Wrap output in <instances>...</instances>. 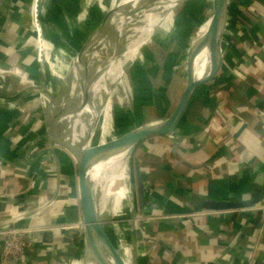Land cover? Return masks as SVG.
<instances>
[{"label":"crops","instance_id":"1","mask_svg":"<svg viewBox=\"0 0 264 264\" xmlns=\"http://www.w3.org/2000/svg\"><path fill=\"white\" fill-rule=\"evenodd\" d=\"M184 1L170 9L157 28L163 24L172 30V12ZM29 3L30 0H0V222L43 204L50 181L44 182L34 173L42 168L44 157L52 158L57 164L53 153H39L40 146L48 139L37 117L44 101L39 93L28 90L33 85L48 86L50 82L49 65L47 61L40 62L39 33L34 23L33 4L30 11ZM43 28L46 38L56 45L60 46L61 37L73 40L72 32L55 22L43 21ZM156 36L157 29L151 39L156 40ZM222 43L227 46L223 68L215 80L195 89L183 128L194 133V127L202 129L210 120L220 126L208 138L186 139L176 151L173 140L159 136L157 139L161 142L150 138L138 149L142 154L139 163L144 182L150 189L146 203L151 201L172 214L164 216L155 209V214L144 219L147 216L137 206V228L128 237L136 264H264V210L198 208L199 202L206 198L225 197L224 189L232 184L246 183L241 194L245 199L260 187L264 199V0H229ZM67 54L75 55L76 49H68ZM172 65L165 62L168 66L165 69ZM209 70L210 65L206 75ZM182 76L178 75L177 84L165 80L166 88L171 91L168 97L160 96L166 92L165 87L158 88L159 94H154V86L149 85L145 92L149 98L141 107L149 105L160 110L164 105L162 110L171 111L184 89L186 76ZM135 97L131 109L142 113ZM232 106L238 107L234 115L230 112ZM218 107L225 112L226 121L216 115ZM66 156L63 160L59 157V163L65 165L67 160L68 169L75 167L76 170V175L72 170L68 172L72 175L68 179L70 196L54 200L52 219L45 216L43 208L33 218L16 222V225L54 231V239L38 242L26 254L24 264H65L75 254L81 229L51 226L77 223L82 217L77 166ZM13 168L18 169L15 175H12ZM54 182L51 197L56 199L61 196L62 187L56 193V178ZM12 199L17 202H10ZM61 215H65V222ZM33 236L41 240L44 235L36 231Z\"/></svg>","mask_w":264,"mask_h":264},{"label":"rangeland","instance_id":"2","mask_svg":"<svg viewBox=\"0 0 264 264\" xmlns=\"http://www.w3.org/2000/svg\"><path fill=\"white\" fill-rule=\"evenodd\" d=\"M33 1L34 0H30L29 3L30 11H32ZM119 1L120 0H40L39 9L41 11L40 17L42 19V22L43 21L46 23L55 22L60 27H64V30L72 32L70 34H72L73 36V40H66V39L63 40V45H67L68 47H63V49L65 50V54L63 57H61L60 60L63 67L66 68L64 75H66L67 78L62 79L61 82L59 83L58 82L56 83V80L53 81V83L56 84L53 86L55 90L52 94L53 95L52 98L55 101L57 100V102H60V100L64 96H68L71 91V85L69 84L73 82V75L71 71L68 69V65L72 63V59H71L72 57L71 55L69 56L68 54H66L68 52V49L69 50L76 49V55L78 54L81 55V52L83 49L85 50L86 47L85 45L88 41V40L86 41V38H88L91 34H94V32L97 29H99L107 12L111 9V7H114L116 3ZM47 11L49 17L47 16ZM211 11H212V0H188L184 4L178 5L172 12V17L174 20V26L172 30L169 31V26L161 24L157 28L156 40L154 38L151 39L154 35L152 34L147 41L141 42V38H140L141 36L139 34V31L137 32L138 27L135 26L134 28H132L131 38H130L131 42H129V45L127 47L129 48L127 49L128 52L127 60L125 61L126 63H124L123 68L120 69L121 71L118 77L121 79L118 78L114 79L113 78L114 75H111L112 76L111 79L109 78V84H110L109 92H108L109 88L106 85L103 84L100 85V89L106 90L108 92L105 95L106 97L105 101L106 100L107 101L103 106L105 110L109 105L111 106L110 119L113 128L112 129L113 135L127 131L136 123L143 122L144 120L157 118L162 115L167 116L171 112V111L162 110L164 109V105H162V108L160 110L156 109L155 107H151L149 105H147L146 107H141L144 101L149 98V94L145 92L148 90L149 85L154 86L153 88L154 94L155 93L159 94L158 88L165 87L166 92H161L160 96H162L163 98L168 97L171 94L170 89L166 88L167 87L166 84L169 82V79L171 80V82L174 81L173 83L177 84L176 82L178 81L177 80L178 75L182 74L183 78L186 76V57L189 50V46L191 45L193 38L195 37L198 29L210 17ZM30 15L32 16V13H30ZM155 18H156L155 15H148V18L146 17L145 21L151 22L152 20L154 21ZM55 47L58 48L57 52L60 51V49H62L60 48L59 45H55ZM96 54H99V52ZM165 62H169L171 64L173 63L172 68L169 67L165 69V67H168L165 66ZM91 70H92V60L88 67L87 82L89 83L90 94L86 108L85 123L83 124L85 131L84 136H86L87 134L88 115H89V111L92 109V101L94 99L95 92L99 85V80L96 81L94 80L93 73L91 74ZM165 80H167L168 82H166ZM67 82L68 85L66 84ZM50 83H52V80H50L48 84L50 85ZM93 85L96 86V89L92 88ZM168 86L169 88H171V85L168 84ZM154 94H152L153 97ZM132 95L136 96L134 100L139 101L137 104L140 105L143 114L138 113L137 109H135V111L131 109V107H134V105H132L134 104L132 103V99H133ZM180 96L181 95L178 96L177 98L178 100ZM43 101L45 103V108L41 109L37 117L42 121L43 125L41 128H43L44 132H46V123L50 120L49 117H51L50 111L52 107L45 100ZM106 123L107 122H104L101 125L100 133H103ZM62 125H60V130H62V127L65 128ZM81 128L82 125L78 133V138L79 135L81 134ZM107 137L108 136H106V138ZM150 138L151 139L155 138L154 140L155 142H161V140L159 141L157 139L158 136H150L144 139L135 146V150L133 151V154H131L129 160V166H130L129 168L131 171L130 186L132 189L133 205H135V209H137L138 206L137 205L138 197L136 192V164L139 163V157L142 156V154L138 151V149L143 147L146 144V142L149 141ZM166 138L171 139L169 137ZM85 139L86 138H84V141ZM101 139L102 138L100 137L98 132L97 138L94 141L97 142L100 141ZM46 149L56 150L57 154L59 155V157H61L62 160L64 158V155H67L66 157L69 159V161L72 159L74 160L70 150L66 149L64 146L60 145L59 143H55L51 141L50 139L46 140V144H44V146H40L39 153L41 155H43L44 153H48ZM41 160H43L42 168H39L40 170L38 172L35 171L34 174L38 175V177L40 176V178L44 182L50 181V183L48 184L49 191L43 196L44 200H50L52 199L51 196L53 195V188L56 185V182H54V180L55 178L58 177V173H56L57 166L52 162V158L50 157L48 158L44 157ZM74 163L76 164L75 160ZM68 168L69 167L67 160H65V165H62V163L60 164L59 175H60V187H62L61 188L62 190H61V196L57 197L55 201H57L58 198L60 199L63 196H70L71 190H70V182L68 179L70 178V176L72 177V175L70 173L68 174V172L72 170L71 173L76 175V170L75 167H71L72 169L71 168L68 169ZM16 171L18 172V169L13 168L12 175H15ZM28 171L29 169H27V172ZM123 182L124 181L122 179L114 178L115 184L114 185L111 184L112 186H110V188H113L112 189L113 191L114 189L117 190L118 186H121ZM75 200L78 202V198H75ZM55 201L46 205L45 207V216L51 219L53 218L52 208L54 206ZM111 207L112 206L109 205L108 210L106 212L107 217H109L110 219H112L113 216L111 214L112 213ZM31 213L38 215L40 212L38 213L34 211ZM33 214H30V216H32ZM60 217H62L63 220L62 222H65V218H66L65 215L64 216L61 215ZM141 234L144 235L143 232H141ZM112 236L114 239H116L115 235ZM129 246L131 249V253H133L132 246L131 245ZM72 260H73V256L70 259H68V261H66L65 264H72L73 262ZM130 260L132 259L130 258Z\"/></svg>","mask_w":264,"mask_h":264},{"label":"water","instance_id":"3","mask_svg":"<svg viewBox=\"0 0 264 264\" xmlns=\"http://www.w3.org/2000/svg\"><path fill=\"white\" fill-rule=\"evenodd\" d=\"M185 0L184 2H187ZM229 0H212V11L211 15L208 18L209 24L206 32L198 38L196 43L189 46V50L186 57V78L185 85L182 91L179 102L176 106L171 110V112L164 117H157L150 120H144L143 122H139L134 124L127 131L120 134H112V129L107 138L105 136L104 140H100L93 142L89 146H85V141L79 142L76 145L67 143L63 139L64 129L60 130V123L58 121L59 116L66 114L70 111H75L77 108L70 107V109H62L58 110L55 115L51 114L50 120L46 123V132L43 134L44 137L50 139L55 143H59L64 146L66 149L70 150L72 153V157L76 161L77 164V180H78V191H79V204H80V212L81 219H77L75 222H79L82 220V229L80 234V240L76 247L75 254L73 255L74 259H82L85 263H87V259H93L98 264H128L126 260L123 258L121 253L118 250V241L115 242L111 231L109 229L111 220L107 217L106 212H100L98 208V200L97 194L93 190V186L91 180L89 178V170L94 164V162L107 154H111L113 152L125 149V148H133L138 143L143 141L144 139L150 136H163L169 137L174 141L173 150L176 151L178 147H180L184 141L188 138L193 137H209L214 131L220 126L219 123H216L214 120H210L207 122L202 129H196L194 127V133H189L188 129H184L183 125L185 119L187 117L188 108L190 105L191 98L195 89L203 84L210 83L215 80L220 74L223 63H224V54L226 50V45L222 43L223 30L225 25L226 13L228 8ZM39 2L37 0V8H38V19L37 23L39 24L40 31L39 33V42L40 45V62L44 63L46 59L48 49L43 45V42L40 39H45L46 36L44 34L43 22L40 17V9ZM113 9L111 8L104 17V21H102L100 27L106 22L109 15L112 13ZM99 27V28H100ZM248 29V25L244 26ZM95 33V32H94ZM94 34H91L87 39V43L90 42L91 38ZM47 39V38H46ZM251 40L245 41L244 46H247ZM86 43V45H87ZM85 45V46H86ZM250 45V44H249ZM86 48V47H85ZM207 48L209 51V60H210V70L208 75L197 79L194 72V65L196 58L203 51V49ZM84 49L82 50V52ZM248 51V49H247ZM81 52V54H82ZM79 55V54H78ZM48 63V62H47ZM32 91H36L39 93L43 100L44 94H48L51 98V101L48 102L51 107L52 103L55 101L53 97V92L46 85L36 86L33 85L32 88L28 89ZM4 98V97H3ZM11 98V97H9ZM15 98V97H13ZM46 101V100H45ZM57 102V100L55 101ZM222 104L224 101H221ZM221 108V105H220ZM219 107L217 108L216 115L220 117L223 121H226L225 112ZM237 106H232L230 112L232 111L233 115L236 114ZM52 111V110H51ZM145 119V118H144ZM196 126V125H194ZM112 127V125H111ZM60 132V133H58ZM112 134V135H111ZM100 137L102 138V133L99 132ZM92 140V139H91ZM47 152L53 153L56 159L58 177L57 179V191L60 189V163L59 156L54 149H46ZM42 152V151H41ZM40 156V155H39ZM36 160V159H35ZM260 169V168H259ZM264 177V173L262 175ZM243 180H248L244 177ZM249 182V180H248ZM115 184V183H114ZM246 183L242 184H232L224 189L225 197L223 198H206L199 202L198 208L201 210L207 211H233L240 210L244 208H251L257 205L264 206V199L261 195L260 187H256L253 193L250 195L249 199L243 198L241 194L244 192ZM150 189L147 188V185L144 182L143 172L141 170V166L139 163L136 164V192L138 197V209L143 213L144 216H151L155 214V209L160 210V214L167 216L172 213L166 210V208H159V206L154 203H146V195L149 194ZM238 196H241L240 198ZM55 200V196L50 200H45L43 204L37 205L35 209L30 211H20L17 214L10 216L8 219L0 222V227L10 224H15L18 221H23L28 219L31 212H39L46 205L52 203ZM10 202H17L16 199L10 200ZM144 207V208H143ZM132 210L135 212V205L132 203ZM34 214L29 217V219L33 218ZM51 221V220H50ZM73 223V222H72ZM135 227L132 229V232H135ZM40 231L44 235L41 241L46 242L52 241L54 239V231L51 229H34V232ZM126 245H132L130 241L125 242ZM133 257V256H132ZM129 259L130 264H136V259ZM72 260V261H73Z\"/></svg>","mask_w":264,"mask_h":264},{"label":"bare ground","instance_id":"4","mask_svg":"<svg viewBox=\"0 0 264 264\" xmlns=\"http://www.w3.org/2000/svg\"><path fill=\"white\" fill-rule=\"evenodd\" d=\"M180 1L181 0H120L114 7H111L113 9L112 13L109 15L106 22L95 31L82 54H75L76 56L71 55L72 65H68V69L73 75V82L69 84L71 85V91L69 95L64 96L60 102L54 101L52 103V111H50L51 114L55 115L58 110L70 109V107H72L71 109L77 108L75 111H70L58 118V121L64 124L62 126L65 127L63 133L64 141L76 145L79 142H83L84 138H86L85 146H89L93 140L97 138L100 127L104 122L107 123L102 133V140L110 133L112 128L110 119L111 106L109 105L105 110L103 106L107 101H105V95L110 91L109 78L111 79V75H114V79L118 78L121 71L120 69H122L124 63H126L125 61L128 55L127 49H129L127 47L129 42H131L132 28L135 26L138 27L137 32L139 31L141 42L147 41L148 38L155 33L163 17ZM37 5V0H34L33 18L38 33L40 27L37 23ZM148 15H155V20L151 22L145 21ZM47 16L49 17L48 11ZM208 24L209 19L198 29L192 44L196 43L198 38L206 32ZM40 41H42L46 49L49 50L46 56L48 60L46 61L49 65L48 75L52 83H50V85L48 84V87L54 92L55 89L53 86L56 84H54L53 81L56 80V83H59L62 79L67 78V76L64 75L66 68L63 67L60 60L65 54V50L63 49V38L61 37L59 42L60 48L62 49L58 52V48L55 47L56 44L53 41L46 38L40 39ZM50 51H53V53L51 54ZM98 52L99 54H96ZM91 60V74L93 73L95 81L99 80V85L92 101V109L89 111L88 115L87 134L84 136L85 131L83 124L85 123L86 108L90 94L89 83L87 82L88 67ZM208 65H210L209 51L205 48L195 61L194 72L197 79L206 76ZM66 84L68 85V82ZM102 84L109 88L108 92L100 89V85ZM92 88L96 89V86L93 85ZM44 95L46 102H50V96L48 94ZM81 125V134L78 138ZM134 147L125 148L98 158L89 170V178L93 190L97 194L99 211L101 213L105 212L108 210L109 205L112 206L111 214L113 216L109 226L110 231L112 235H115V242L118 241L117 248L128 264H130L129 259L132 258V253L130 246L126 245L125 242L128 241L132 229L137 226L139 220V217L132 210L133 195L130 186L131 171L129 168V160ZM114 178L122 179L124 182L121 186H118L117 190L114 189L113 191V188H110V186L114 185ZM14 225H16V223ZM72 264L98 263L93 259H87V263H85L84 260L77 258L73 260Z\"/></svg>","mask_w":264,"mask_h":264},{"label":"built area","instance_id":"5","mask_svg":"<svg viewBox=\"0 0 264 264\" xmlns=\"http://www.w3.org/2000/svg\"><path fill=\"white\" fill-rule=\"evenodd\" d=\"M254 208L264 210V206L260 205ZM82 225V220H80L78 223L66 222L58 225L52 224L51 226L58 229H69L76 226L82 229ZM43 228L40 227V229ZM34 229L36 228L12 224L0 227V264H24L26 254L33 250L38 242H41L32 235Z\"/></svg>","mask_w":264,"mask_h":264},{"label":"trees","instance_id":"6","mask_svg":"<svg viewBox=\"0 0 264 264\" xmlns=\"http://www.w3.org/2000/svg\"><path fill=\"white\" fill-rule=\"evenodd\" d=\"M76 236H77V233H76V234H73V239H74ZM72 245H74V244L72 243Z\"/></svg>","mask_w":264,"mask_h":264},{"label":"flooded vegetation","instance_id":"7","mask_svg":"<svg viewBox=\"0 0 264 264\" xmlns=\"http://www.w3.org/2000/svg\"><path fill=\"white\" fill-rule=\"evenodd\" d=\"M159 137H162V136H159ZM211 141H213V142H214V141H215V138H214V139H212Z\"/></svg>","mask_w":264,"mask_h":264}]
</instances>
